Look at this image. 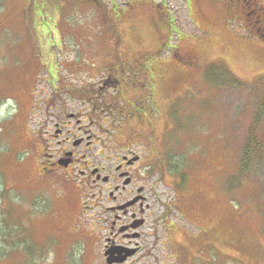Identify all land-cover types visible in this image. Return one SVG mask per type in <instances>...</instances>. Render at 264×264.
Here are the masks:
<instances>
[{
	"label": "rangeland",
	"instance_id": "1",
	"mask_svg": "<svg viewBox=\"0 0 264 264\" xmlns=\"http://www.w3.org/2000/svg\"><path fill=\"white\" fill-rule=\"evenodd\" d=\"M247 1L0 0V264L98 258L99 237L76 230L80 191L36 155L65 104L148 146L159 174L181 165L158 191L171 218L210 229L171 235L197 264H264V39ZM116 75L119 90L102 81Z\"/></svg>",
	"mask_w": 264,
	"mask_h": 264
},
{
	"label": "flooded vegetation",
	"instance_id": "2",
	"mask_svg": "<svg viewBox=\"0 0 264 264\" xmlns=\"http://www.w3.org/2000/svg\"><path fill=\"white\" fill-rule=\"evenodd\" d=\"M260 1L253 0L249 7L254 6L252 13L260 23L254 32L264 39V0ZM247 8L242 4L245 14ZM115 37L120 38V33ZM112 55L121 58L119 43ZM119 77L102 81L118 83L115 89L119 90L125 85ZM82 108L76 110L65 104L48 120L42 152L36 149V155L47 179L80 191L84 211L76 230L99 237L94 264H190L189 258L197 264L198 255L189 257L187 247L174 245L171 235L179 228L183 240H196L210 229L195 228L180 208L184 222L171 218L173 200L164 201L158 191L160 184L177 176L170 171L159 174L148 146L111 138L107 125L92 120V108ZM165 159L159 158V162L165 164ZM207 245L213 247L211 242ZM84 246L87 253L88 245ZM180 256L188 261L181 263Z\"/></svg>",
	"mask_w": 264,
	"mask_h": 264
},
{
	"label": "trees",
	"instance_id": "3",
	"mask_svg": "<svg viewBox=\"0 0 264 264\" xmlns=\"http://www.w3.org/2000/svg\"><path fill=\"white\" fill-rule=\"evenodd\" d=\"M261 104H263V106H264V98H263ZM252 143H253V142H252ZM251 146L256 147L257 144H256V143H253V144L250 145V147H251ZM248 158H249V157H248ZM248 158H246V159L244 160V162H247V161H248ZM165 162H166L167 167L169 166V168H171L170 166L173 164V163L171 162V160L167 158V159L165 160ZM176 167H177V169H174L175 172H172V171H171L172 174L175 175V176H176V174L182 172V170H183V169L181 168V165H180V164L176 165ZM245 167H246V164H245ZM182 173H183V174H181V179H180V180H182V179H184V178L186 177L185 173H184V172H182ZM181 184H182V183H181Z\"/></svg>",
	"mask_w": 264,
	"mask_h": 264
}]
</instances>
